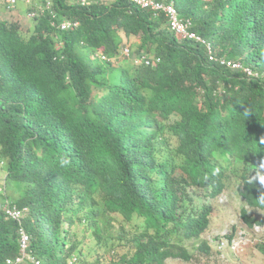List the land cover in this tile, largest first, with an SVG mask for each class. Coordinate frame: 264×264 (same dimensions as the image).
I'll use <instances>...</instances> for the list:
<instances>
[{
  "label": "trees",
  "instance_id": "1",
  "mask_svg": "<svg viewBox=\"0 0 264 264\" xmlns=\"http://www.w3.org/2000/svg\"><path fill=\"white\" fill-rule=\"evenodd\" d=\"M164 1L217 55L264 73V0ZM51 3L69 26L51 25L47 10L25 22L33 5L0 15V169L19 193L11 203L0 194V264L19 254L21 227L38 264L189 261L182 242L210 225L197 191L214 198L232 181L241 221L264 224L248 211L264 210V75L210 62L132 2ZM144 54L151 63L136 64ZM5 202L26 208L25 220L7 217Z\"/></svg>",
  "mask_w": 264,
  "mask_h": 264
},
{
  "label": "rangeland",
  "instance_id": "2",
  "mask_svg": "<svg viewBox=\"0 0 264 264\" xmlns=\"http://www.w3.org/2000/svg\"><path fill=\"white\" fill-rule=\"evenodd\" d=\"M31 1L40 3L41 0ZM5 7V0H0V11H3V13H0V15H4L5 13L7 15H16V12L19 8L25 7V1L17 0L15 7L8 9L9 11H7ZM30 20L31 19L27 18L25 22ZM136 40L137 38L134 37L127 39L126 44L129 45L130 51L133 50L132 45ZM125 41L126 39H124V42ZM132 56H134V54L131 52L130 56L128 57L119 54L117 61L123 62L124 64ZM258 174L262 176V169L259 170ZM0 175V194L6 197L8 196V203L14 202L13 200L19 196V193L15 190H9L4 187V172L1 169ZM232 182L227 186L226 189H224L218 196L214 198H208L204 190L197 191L198 197L195 199L196 202L210 205L211 207L209 229L198 240L182 242L184 247H186L188 252L191 254L189 261H184L178 258H168L165 261V264H264V252L259 248V246L264 243V226L258 230L249 228L250 230L246 231L250 242L243 249L237 248L236 250H229L227 248H222L219 251L217 250L218 248L215 247L216 245L214 240L217 239L219 235L222 236L223 231L228 232L232 230V226L234 227L235 231H245V224L241 221L239 216L240 210L244 206V202L238 195L235 184ZM7 202L1 204V208L7 205ZM248 211L251 215H254L260 219H264V210L249 208ZM25 218L26 215L24 216V220ZM200 240H206L211 245L210 251L208 253L199 250L198 244ZM88 243L89 244L87 245V248L95 243V239L91 238ZM86 251L88 250L86 249ZM103 251L104 250L102 248L97 250V252H99L98 254H101ZM123 251V249H119L118 253H122ZM117 257L118 255H115L114 259H117ZM71 260L75 261L77 260V257L74 256L71 258Z\"/></svg>",
  "mask_w": 264,
  "mask_h": 264
},
{
  "label": "built area",
  "instance_id": "3",
  "mask_svg": "<svg viewBox=\"0 0 264 264\" xmlns=\"http://www.w3.org/2000/svg\"><path fill=\"white\" fill-rule=\"evenodd\" d=\"M11 5L15 3V0H7ZM87 0H80L81 4H84ZM129 2H132L142 8H146L149 10H152L154 15L163 14L167 20L169 21V25L172 30H174L176 33L180 34L182 37L191 38L198 44L205 47V50L207 54L209 55V59L213 61L219 62L221 65H226L227 67H230L232 69H238L244 71L248 76H257V73H255L253 70H251L249 67L243 66V64L239 61H232L228 60L224 57H216L213 54V48L212 44L204 39L202 36L197 34L195 31L191 30V22L189 20L183 21L178 15V12L172 2L166 3L161 0H126ZM51 2L47 1L43 7L40 8V13L43 10H47L50 13V22L51 25L56 26L57 28L64 29L67 26L70 25V23L67 20H63L62 22L57 23L55 20V14L53 13V10L50 9ZM35 13H31V16H35ZM127 49H125V52ZM146 63H148V60L145 57L141 58ZM5 209V213L8 216L12 217L13 219L21 222V220L24 219V216L26 215V208H18L16 205L7 206L5 205L3 207ZM261 225H254V230H258L261 228ZM249 241V239L245 236V233L243 231H239L236 235L231 237L230 239L222 238L217 244L218 249L227 248L229 250H236L237 248H241L244 244H246ZM19 254L16 255L14 258H7L6 264H21L25 258L30 259V261L34 262L35 264H38L39 262L36 259H33L28 254V245H29V234L26 232L24 228L19 229ZM76 261V260H75Z\"/></svg>",
  "mask_w": 264,
  "mask_h": 264
},
{
  "label": "clouds",
  "instance_id": "4",
  "mask_svg": "<svg viewBox=\"0 0 264 264\" xmlns=\"http://www.w3.org/2000/svg\"><path fill=\"white\" fill-rule=\"evenodd\" d=\"M23 1H25V7L26 6H31V5H33V6H35V9L34 10H29L27 13H26V15H27V17H29L30 19H36L37 18V16L40 14V8L41 7H43V5L47 2V1H50L51 2V0H43L42 2L40 1V3H35L34 1H31V0H23ZM79 1V3L81 4V2H80V0H78ZM126 1V0H125ZM161 1H164V0H161ZM164 2H166V3H170V2H172V1H164ZM173 4H174V2H172ZM17 4V0H15V3L13 4V5H11L10 3H9V1H7V0H5V5H6V7L8 8V9H11V8H13V7H15V5ZM81 5H83V4H81ZM138 6V5H137ZM174 6H175V4H174ZM50 7H52V3H51V5H50ZM139 8H142V7H140V6H138ZM175 8H176V6H175ZM142 9H145V10H147V11H150L151 13H152V15L153 16H158V15H154V13H153V11L152 10H149V9H146V8H142ZM176 10H177V8H176ZM178 12V11H177ZM31 13H35L36 15L35 16H31ZM160 15V14H159ZM63 20H66V19H62L60 22H62ZM57 22V21H56ZM191 22V21H190ZM57 23H59V22H57ZM76 24V23H75ZM170 26V25H169ZM193 26H194V24H193V22H191V30H193ZM56 27V26H55ZM57 28V27H56ZM172 30V29H171ZM172 31H174V30H172ZM193 31H195V30H193ZM197 34H199L197 31H195ZM200 35V34H199ZM200 36H202V35H200ZM203 37V36H202ZM183 38H187V37H183ZM204 39H206V40H208L211 44H212V42L209 40V39H207V38H205V37H203ZM187 39H191V38H187ZM195 42V41H194ZM195 43H197V42H195ZM198 44V43H197ZM198 45H200V44H198ZM200 46H202V45H200ZM204 49H205V47L204 46H202ZM212 48H213V54L216 56V57H224V58H226V59H228V60H232V61H239V62H241L242 64H243V62L242 61H240V60H238V59H229V58H227V57H225V56H219V55H217L216 53H215V49H214V46H213V44H212ZM125 49H127V51L125 52ZM206 51V50H205ZM130 47H129V45H127L126 44V46H124L123 48H121V51H120V54L121 55H125V56H130ZM206 54H207V52H206ZM142 57H145V54L144 55H142V56H140V57H138L137 59H135V63L136 64H149V63H151V61H149L148 60V63H146L144 60H142L141 58ZM207 58H208V60L210 61V62H213V63H216V64H218V65H220V66H223V67H226V68H229V69H231V70H235V71H239V72H241V73H243L244 74V76H246L247 78H256V77H259L260 75H264V73H258L257 71H255L253 68H251L249 65H245V64H243V66H245V67H249L251 70H253L255 73H257V76H248L244 71H242V70H238V69H232V68H230V67H227L226 65H221L219 62H217V61H213V60H210L209 59V55L207 54ZM112 62H115V59H113V61ZM260 180H261V182L262 183H264V176H262V177H260ZM254 225H261V226H264V224H254ZM254 225L251 227V229H253L254 228ZM248 230H250L246 225H245V231H243L244 233H245V236L248 238V236H247V233H246V231H248ZM242 231V230H241ZM239 231H235V230H230V231H228V232H226V231H223L222 233V236L221 235H219L220 236V240H222V238H226V239H230L231 237H233L234 235H236L237 233H238ZM249 239V238H248ZM220 240H218V239H215L214 241H215V247H217V244H218V242L220 241ZM249 242H250V239H249V241L246 243V244H244L240 249H243L245 246H247L248 244H249ZM209 244V243H208ZM210 245V244H209ZM217 250H219L220 251V249H217ZM167 260V259H166ZM165 260V261H166Z\"/></svg>",
  "mask_w": 264,
  "mask_h": 264
}]
</instances>
